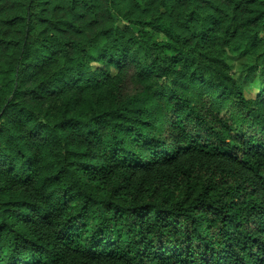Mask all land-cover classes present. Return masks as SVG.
Here are the masks:
<instances>
[{
  "label": "trees",
  "instance_id": "trees-1",
  "mask_svg": "<svg viewBox=\"0 0 264 264\" xmlns=\"http://www.w3.org/2000/svg\"><path fill=\"white\" fill-rule=\"evenodd\" d=\"M0 264H264V0H0Z\"/></svg>",
  "mask_w": 264,
  "mask_h": 264
},
{
  "label": "rangeland",
  "instance_id": "rangeland-1",
  "mask_svg": "<svg viewBox=\"0 0 264 264\" xmlns=\"http://www.w3.org/2000/svg\"><path fill=\"white\" fill-rule=\"evenodd\" d=\"M140 27H135V30L136 31H140ZM150 35L153 37V38H156V39H164L165 36L162 35V34H156V35H153L152 32H150ZM98 49L97 48H94V52H97ZM242 61V59L240 57H237L235 58V63L233 64L232 68H231V71L234 73L235 76H239L243 70H244V67L250 63H240ZM92 69L93 70H97V69H100V66L98 64H96L95 62L92 63ZM205 75L209 78V75H207V73H205ZM247 75V78L245 77ZM244 76V79H243V84L245 86V90L248 91V93L255 97L256 94H257V89L255 88V85L256 83H259V81H257L258 79H255V80H252V75L251 74H246Z\"/></svg>",
  "mask_w": 264,
  "mask_h": 264
}]
</instances>
